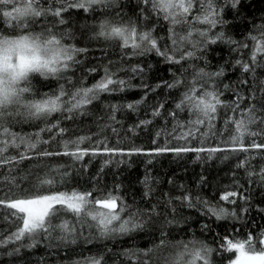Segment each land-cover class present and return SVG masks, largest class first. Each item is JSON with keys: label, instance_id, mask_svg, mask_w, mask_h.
<instances>
[{"label": "trees", "instance_id": "trees-1", "mask_svg": "<svg viewBox=\"0 0 264 264\" xmlns=\"http://www.w3.org/2000/svg\"><path fill=\"white\" fill-rule=\"evenodd\" d=\"M40 2L45 8L50 6V0H40ZM69 3L71 0H65V7ZM215 3L219 10V18L226 23L210 27L193 22L197 28L202 30L208 28L207 39L199 37L194 32L190 41H201V43H184L181 52L193 51L195 55L179 64H169L155 52L134 55L131 49L122 50L117 41H105L103 38L90 39L101 19L125 22L131 20L136 22L142 30L155 27L154 35L161 38L160 47L171 48L172 42L168 38V21L148 11L142 13L141 9L146 6L141 0H118V3L111 8H100L91 12L68 7L63 13L64 24H59L51 16L38 18L35 25L36 31L41 30V25L55 24L57 33L69 34L65 37V43L89 49L87 53L78 54L77 59L81 63L74 65L65 73L66 76L72 77L76 86H79V82L85 76H87L84 80L86 86L94 84L104 75V67L108 66L112 72H116L118 79L130 81L133 87L123 92L101 94L99 100L86 107L87 115L77 113L74 119H64L66 113H53L46 121L6 117L11 131L31 136L41 128H45L48 124H55L59 120L60 127L68 130L63 136H56L58 129H54L52 133L40 134L41 138L48 140L49 143L41 144L39 148L53 152L63 151L60 141L73 140L79 136L93 137L91 142H85L81 147L91 148L97 140H105L109 147L121 148L125 151L132 148H143L147 151L166 144L169 147L230 148L229 137L234 134V128L226 125L225 120L233 113L227 108L218 111L214 121L215 127L207 136L198 135L184 141L176 140L168 135H162L157 139L155 135L160 130L171 132L175 121L168 116V112L174 110L175 104L191 86L197 70L203 68L211 73L219 70L221 66L226 69L225 75L218 78L216 84L223 91L222 99L227 102H231L234 97L232 90H224V84H229L234 89L239 81L248 79L249 84L239 89L246 95L251 87L264 79V69L258 68L257 75L253 78L251 73L245 74L240 66L235 65L237 59L250 60L254 46L250 36H258L260 31L264 30V0H240L236 8L231 7L230 0H215ZM147 7L150 8V6ZM145 16H148L147 20L144 19ZM176 31L183 34L188 31V28L178 26ZM10 32L11 28L8 24L0 20V33ZM220 33L224 34L225 40L231 38L236 41V45L220 40L214 44L208 42ZM244 44L248 47H237ZM176 55L179 58V53ZM261 56L264 54H258V59ZM137 65L143 68V72L132 71ZM93 67L97 68V72L88 75L87 70ZM176 79L182 81L181 85L172 89L163 87L162 82L173 83ZM60 83L64 81H57L51 77L45 80L38 74H35L32 79L33 87L41 93L56 90ZM144 84H147L149 88L157 84H161V87L156 88L155 92H149L146 102L139 106L137 112L121 108L115 114L116 120L112 121L110 119L112 112L108 106L124 105L140 99L144 96ZM158 103H165V109L162 110L160 117L153 118L152 108ZM247 106V102L242 104V107ZM262 106H264V93H256V107L260 109ZM177 118L187 121L194 117L184 111L180 112ZM146 119L152 120V123L133 130L140 120ZM260 128H264V124L260 125ZM253 130L259 129L253 126ZM153 139H157L156 144L152 143ZM252 142V138L245 140L246 144ZM255 142L264 143V137L255 138ZM19 151H23V146L20 150L10 149L9 154L18 155ZM207 157L208 153L188 152L179 156L174 153L159 156H86L82 161H75L69 156L61 155L25 160L15 167H0V199L21 198L37 192L49 194L56 191L93 189L97 190L95 195L99 196V190L102 189L105 192L115 191V194L123 197L127 205L132 206V210H151L155 206L157 213L152 218L153 222L149 223L142 232L132 234L134 237L132 239L129 237L99 239L96 238L95 230L85 227L82 229L83 236L75 244L48 240L41 236L37 238L39 242L34 248L21 247L20 243L0 247V264H73L76 260L98 256L101 253L105 256V264H135L121 253L125 249L154 248L162 238L161 233H164L163 239L169 243L163 248L156 249L148 257H141V259H148L149 264H164L165 259L176 251L170 245L193 239L203 241L213 248L212 264H229L235 259V253L223 251L221 245L225 237L235 242L247 239L249 233L254 237H260L264 232V212L258 211V208H264V183L260 182L258 175L249 178L245 168L237 167L240 161L247 159V170L259 173L261 167H264V150L224 151L213 154L212 159ZM105 160H110V163L101 172ZM85 165H87L86 168ZM53 169H59L60 173L67 172L69 175L61 180V176ZM46 173L54 177L57 182L50 188L45 186L43 190H39L35 187L37 178H44ZM145 176H149L154 181L150 184L152 192L147 197L144 195L146 187L141 183ZM12 177H15V184L9 182ZM202 178L203 183H201ZM170 180L172 183L169 182ZM116 185H120L118 190H115ZM226 190L244 191L249 194L251 196L250 212L238 220L218 221L215 217L206 215L205 208L198 201L207 200L213 205L219 203L229 209L232 208V205L219 200L221 193ZM185 194L191 195L194 207H188L187 202L177 199ZM13 219L10 216V210L0 208V237L15 231ZM61 219H68L75 223V218L71 214L62 215ZM165 219H174L176 222L166 225ZM204 224L209 226L208 229L202 230L201 226ZM76 226L80 228L79 225ZM84 237L90 238L92 242H87ZM22 243L27 244L30 241L25 240ZM17 247L20 248L18 253L8 254Z\"/></svg>", "mask_w": 264, "mask_h": 264}, {"label": "snow or ice", "instance_id": "snow-or-ice-1", "mask_svg": "<svg viewBox=\"0 0 264 264\" xmlns=\"http://www.w3.org/2000/svg\"><path fill=\"white\" fill-rule=\"evenodd\" d=\"M141 2L146 6L141 9L142 13L148 11L168 21V38L172 42L171 48L162 49L160 47L159 40L161 38L154 35L155 27L142 30L136 22L131 20L125 22L108 18L101 19L90 39L103 38L105 41H117L122 50L131 49L134 55L155 52L163 57L165 62L179 64L195 55L193 51L181 52L184 43H201V41H190L194 32L199 37L207 39L208 28L202 30L195 27V24L215 27L217 24L226 23L219 18L215 0H141ZM117 3L118 0H71V3L65 7V0H50V6L45 8L41 5L40 0H0V20L6 22L11 28L10 33H0V167H15L25 160L61 155L69 156L75 161H82L86 156H159L165 153H174L179 156L182 153L195 152L198 154L208 153L207 158L212 159L213 154L218 152L264 150V143L255 142V138L264 137V128H260V125L264 124V106L260 109L256 107V93H264V79L259 80L256 85L251 87L246 95L242 94L239 89L249 84L248 79L239 81L234 89L231 85L224 84V90L233 91L234 99L227 102L222 99L223 91L216 84L217 79L225 75L226 69L223 66L211 73L206 72L203 68L196 71L191 86L175 104L174 110L168 112V116L175 121L171 132L160 130L155 135L157 139L162 135H168L176 140L184 141L198 135L207 136L215 127L214 121L218 111L227 108L233 113L225 120L226 125H231L234 128V134L229 137L230 148L169 147L166 144L163 147H155L147 151L143 148H132L125 151L121 148L109 147L105 140H97L91 148L81 147L85 142H91L93 137L79 136L73 140L60 141L63 151L53 152L39 148V145L49 143L48 140L42 139L40 134L42 132L52 133L54 129H58L56 136H63L68 130L60 127L59 120L55 124H48L31 136L11 131L6 117L46 121L53 113H66L64 119H74L77 113L87 115L86 107L99 100L101 94L123 92L133 87L130 81L118 79L116 72H112L108 66L104 67V75L94 84L86 86L84 80L87 79V76H85L79 82V86H76L72 77L66 76L65 73L74 65H79L81 61L77 59V55L87 53L89 49L65 43V37L69 34L57 33L55 24L41 25L40 31L35 30L38 18L44 16H51L59 24H64L63 13L67 11L68 7L91 12L100 8H111ZM230 3L231 7L236 8L240 0H230ZM144 19L147 20L148 16H145ZM178 26H187L188 31L181 34L176 31ZM250 39L254 41L250 60L237 59L235 65L240 66L243 73H251L255 78L257 69H264V56L258 59V54H264V30L260 31L258 36H250ZM218 40L232 45L237 43L231 38L225 40L223 33L208 42L214 44ZM237 47L246 48L248 45H238ZM177 53H179V58H177ZM132 71L143 72V68L137 65ZM87 72L90 75L97 72V68H89ZM35 74L45 80L51 77L57 81L63 80L64 83H60L54 91L41 93L32 84ZM181 83L180 79H176L173 83L162 82L163 87L169 89L176 88ZM159 87L161 84L152 88L144 84V96L140 99L124 105H109L112 112L110 119L115 121V114L121 108L137 112L139 106L146 102L149 92H155ZM245 102L248 106L242 107ZM163 109H165V103H158L153 106L151 116L153 118L160 117ZM184 111L194 118L187 121L179 120L178 114ZM151 123L152 120L149 119L140 120L133 130ZM6 124L9 126H5ZM253 126L259 130H253ZM246 138H252L253 142L246 144ZM157 139H153L152 143L156 144ZM22 146L23 151H19L18 155L9 154L10 149L20 150ZM108 163L110 160L104 161L101 172ZM247 165L248 160L245 159L240 161L237 167L245 168L249 178L258 175L260 182L264 183V167H261L257 173L248 171ZM86 167L87 165H85ZM53 171L61 176V180L69 175L67 172L60 173L59 169H53ZM9 182L15 184V177H12ZM56 182L54 177L46 173L44 178H37L35 187L43 190L45 186L50 188ZM152 182L154 181L149 176H145L141 181L146 187L145 197L152 192L150 187ZM169 182L172 183L171 180ZM201 183H203V178ZM236 183L238 185V182ZM114 187L115 190H118L120 185ZM96 191V189L90 191L72 190L71 192L56 191L49 194L37 192L34 195L21 198L0 199V208L10 210V216L14 218L12 222L15 226V231L0 237V247L20 243L21 247L34 248L39 242L37 238L41 236L48 240L75 244L83 236L82 229L85 227L95 230L96 238L99 239H114L116 237L132 239L134 238L133 233L142 232L149 223L153 222L152 218L157 215L155 206L151 210H132V206L127 205L123 197L115 194V191L105 192L101 189L99 196L95 195ZM177 199L187 202L188 207L195 206L190 194H185ZM219 200L232 205V208L229 209L219 203L213 205L207 200L198 201V203L203 205L206 215L213 216L218 221L238 220L251 210V196L244 191L226 190L221 193ZM258 211L264 212V208H258ZM67 214H71L75 218V223L68 219H61L62 215ZM175 222L174 219H165L164 224L171 225ZM76 225H79L80 228L78 229ZM208 227L207 224L201 226L202 230H206ZM161 236L159 244L154 248L125 249L121 255L134 261L135 264H149L148 259H141V257H148L150 253L169 243L163 239L164 233H161ZM84 238L87 242H92L90 238ZM25 240L30 243L23 244L22 242ZM170 246L176 251L165 259L164 264H212L211 255L214 250L203 241L193 239L187 242H176ZM221 247L225 252L235 253V259L231 260L229 264H264V232L260 237H254L249 233L247 239L235 242L225 237ZM19 251L20 248L17 247L8 254L13 255ZM73 264H105V256L101 253L98 256L76 260Z\"/></svg>", "mask_w": 264, "mask_h": 264}]
</instances>
